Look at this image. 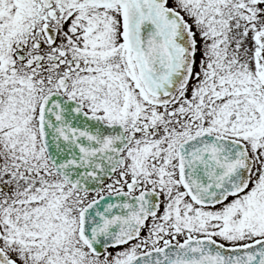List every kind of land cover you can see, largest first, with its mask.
<instances>
[{
    "label": "snow or ice",
    "instance_id": "obj_1",
    "mask_svg": "<svg viewBox=\"0 0 264 264\" xmlns=\"http://www.w3.org/2000/svg\"><path fill=\"white\" fill-rule=\"evenodd\" d=\"M0 264H264V0H0Z\"/></svg>",
    "mask_w": 264,
    "mask_h": 264
}]
</instances>
